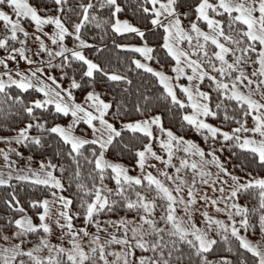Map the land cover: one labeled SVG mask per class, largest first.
Segmentation results:
<instances>
[{"label":"snow or ice","instance_id":"obj_1","mask_svg":"<svg viewBox=\"0 0 264 264\" xmlns=\"http://www.w3.org/2000/svg\"><path fill=\"white\" fill-rule=\"evenodd\" d=\"M0 49V264H264V0H0Z\"/></svg>","mask_w":264,"mask_h":264},{"label":"trees","instance_id":"obj_2","mask_svg":"<svg viewBox=\"0 0 264 264\" xmlns=\"http://www.w3.org/2000/svg\"><path fill=\"white\" fill-rule=\"evenodd\" d=\"M31 2L33 3H40V0H31ZM124 2H127V0H124ZM49 7H51V5H48ZM129 16H131V13H128ZM99 38V33H97V39ZM104 43L108 46L109 49H111V41L108 38H105ZM113 58L115 59V53H112ZM56 74H59V70H55ZM79 95V93H78ZM4 122L0 121V136H6V135H11L13 134L12 132L6 130V128L3 126ZM83 125V124H82ZM12 126H15V124L13 123ZM85 126V125H83ZM187 131V129L185 130ZM193 139H200L198 138L197 134L193 133H189ZM200 142L203 143L202 139H200ZM22 152L25 153V157H27L28 155H33V161L31 162V164H38V162L45 157H52L54 160L56 159L55 157H53V150L49 149L48 151H45L43 148L40 149H28V148H24L22 147L20 149ZM222 159L228 161V166L230 169H233L235 165H240L242 163L245 164V167L247 168V170H252V166L246 164L245 162V158L243 156H240L239 154H237L236 156H232L230 153V150L225 149L224 153L221 156ZM126 162H127V158ZM248 160H250V157H248ZM24 162H28L26 159L25 160H20L19 163H24ZM234 170L241 176H243L245 174L244 169L243 168H239L236 167L234 168ZM256 171H259L258 169ZM59 174V173H57ZM14 184V190L16 191L18 197L21 200V203L24 205V207L26 209H29V211H31L30 209V204L29 201L32 198H44L45 196H49L50 195V191L47 187L43 186V185H39V186H33L31 184V182H13ZM12 189H9V191H11ZM74 190V188L72 189ZM4 194V189L2 187H0V195ZM65 195L69 194V191H65L64 193ZM7 210L0 205V217H3L5 212ZM124 211L121 210L119 212V215H124ZM113 217H115L116 214H112ZM103 220V218H102ZM256 238V237H254ZM220 255H226V252H220Z\"/></svg>","mask_w":264,"mask_h":264},{"label":"rangeland","instance_id":"obj_3","mask_svg":"<svg viewBox=\"0 0 264 264\" xmlns=\"http://www.w3.org/2000/svg\"><path fill=\"white\" fill-rule=\"evenodd\" d=\"M32 46H33V48H35V45H34V44H33ZM0 55H4V52H3L2 49H0ZM9 63L11 64V63H14V62L9 61ZM18 67H20V68L23 69V68H26L27 65H25V63H24L23 61H21V62L19 63V65H18ZM0 70H2V69H0ZM80 127L83 128V127H85V126L81 125ZM11 135H12V134H11ZM2 147H4V145H3L2 143H0V148H2ZM13 159H17V158L13 156ZM39 162H40V161H39ZM39 162H38V164H36V165L31 164V166H32L33 168H37L38 165H39ZM27 163H29V162H24V163H19V162H18L17 167H24L25 164H27ZM0 171L7 172V169L3 168V159H2V157H0ZM49 196H50V195H49ZM137 254H139V253H137Z\"/></svg>","mask_w":264,"mask_h":264}]
</instances>
